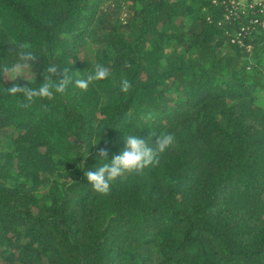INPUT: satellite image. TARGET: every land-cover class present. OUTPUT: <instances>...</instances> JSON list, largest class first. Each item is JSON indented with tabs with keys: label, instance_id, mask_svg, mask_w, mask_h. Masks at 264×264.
Here are the masks:
<instances>
[{
	"label": "trees",
	"instance_id": "trees-1",
	"mask_svg": "<svg viewBox=\"0 0 264 264\" xmlns=\"http://www.w3.org/2000/svg\"><path fill=\"white\" fill-rule=\"evenodd\" d=\"M222 0H0V264H264V28ZM38 57L8 77L19 45ZM110 76L19 107L45 68ZM127 79L132 87L120 90ZM175 144L101 195L127 135ZM98 142L97 145H93ZM82 165V166H81Z\"/></svg>",
	"mask_w": 264,
	"mask_h": 264
},
{
	"label": "clouds",
	"instance_id": "clouds-1",
	"mask_svg": "<svg viewBox=\"0 0 264 264\" xmlns=\"http://www.w3.org/2000/svg\"><path fill=\"white\" fill-rule=\"evenodd\" d=\"M17 55L18 63L4 69L5 72L16 74L12 80L21 76L19 74L21 70L27 73V70L38 62L37 55L27 43L19 45ZM70 71L68 67L60 68L56 64H51L45 68L43 82L38 88L13 84L7 88V92L12 96L22 94L24 100L20 101L18 106L29 108L37 98L53 101L58 94H67L69 86L73 84L79 90L86 92L90 85L110 76L109 69L99 63L95 64L93 71L84 78L74 79ZM23 76L26 79V76ZM131 87L129 80L121 81L122 92L128 93ZM124 139V148L110 160L107 159L108 150L98 148L97 154L101 158L99 164L85 171L87 182L95 192L101 195H108L113 183L126 175H142L145 169L158 165L162 154L175 144L174 134L168 132L156 136L154 144H149L146 139L138 138L136 135H127ZM97 144L98 142H95L93 145Z\"/></svg>",
	"mask_w": 264,
	"mask_h": 264
},
{
	"label": "built area",
	"instance_id": "built-area-1",
	"mask_svg": "<svg viewBox=\"0 0 264 264\" xmlns=\"http://www.w3.org/2000/svg\"><path fill=\"white\" fill-rule=\"evenodd\" d=\"M215 2L217 0H214ZM226 4L225 20L244 16L247 18L232 36V41L247 45L245 36L258 26L264 27V0H222ZM250 48V45H247Z\"/></svg>",
	"mask_w": 264,
	"mask_h": 264
},
{
	"label": "rangeland",
	"instance_id": "rangeland-1",
	"mask_svg": "<svg viewBox=\"0 0 264 264\" xmlns=\"http://www.w3.org/2000/svg\"><path fill=\"white\" fill-rule=\"evenodd\" d=\"M262 28H264V27H262ZM21 76H23V75H25L26 77H28V76H30L31 75V73H30V71L29 70H27V73H25L23 70H21V72L19 73ZM14 75H16L15 73H9V74H7V76L10 78V77H12V76H14Z\"/></svg>",
	"mask_w": 264,
	"mask_h": 264
}]
</instances>
